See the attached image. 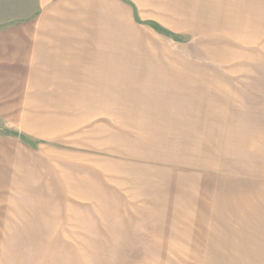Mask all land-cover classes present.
Here are the masks:
<instances>
[{"label": "rangeland", "instance_id": "rangeland-1", "mask_svg": "<svg viewBox=\"0 0 264 264\" xmlns=\"http://www.w3.org/2000/svg\"><path fill=\"white\" fill-rule=\"evenodd\" d=\"M198 1L0 0V264H264V0Z\"/></svg>", "mask_w": 264, "mask_h": 264}, {"label": "crops", "instance_id": "crops-1", "mask_svg": "<svg viewBox=\"0 0 264 264\" xmlns=\"http://www.w3.org/2000/svg\"><path fill=\"white\" fill-rule=\"evenodd\" d=\"M206 0H199L198 2H197V4H196V6H197V8H198V12H199V18L201 19V20H205L206 18H204V16L206 15L205 14V12L206 13H208V9H210V8H208V6H205L204 7V2H205ZM262 11H264V9H262ZM241 12V11H240ZM253 18L252 19H250V20H255V16H252ZM257 17H258V20H259V18H260V16L259 15H257L256 14V21L258 22H254V21H252V22H250V23H252L251 25H248V27L250 28V29H253V32L255 33L254 35H256V36H254L253 35V37H255V38H257L259 35L261 36V35H264V23H259V21L257 20ZM105 19V18H104ZM238 19H241L242 20V18H239L238 17ZM245 20V19H244ZM243 21V20H242ZM245 23H249L248 21L247 22H245ZM114 24V23H113ZM113 24H111V27H110V30L111 31H109L108 32V40L109 41H107L108 43L107 44H109L111 41H113V40H111V37L112 36H114L115 34L116 35H119L120 33L118 32V28H123V27H125V26H122V25H120L119 23H115L114 25ZM113 29H115V30H113ZM112 35V36H111ZM105 36H106V33H105ZM115 41H117V40H115ZM124 42V41H123ZM111 44V43H110ZM109 75L111 74V75H113V73L111 72V73H108ZM235 151H236V149H234ZM262 152H264V144H263V146H262V150H261ZM228 152H230V153H232V150H230V149H228ZM234 152V151H233ZM241 170V169H240ZM242 172H244L245 174H248V176L247 177H245L247 180L246 181H253V180H257V181H259V182H262V183H264V160H260V161H256L253 165H252V167L250 168V169H248V170H241ZM251 179V180H250ZM262 187L264 188V184H262ZM257 188V187H256ZM255 188V189H256ZM256 191V190H255ZM256 194H259V192H257L256 191ZM260 195V194H259Z\"/></svg>", "mask_w": 264, "mask_h": 264}]
</instances>
